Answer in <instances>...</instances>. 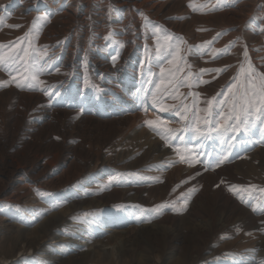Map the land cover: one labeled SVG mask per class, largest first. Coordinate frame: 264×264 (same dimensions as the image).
Returning <instances> with one entry per match:
<instances>
[{
    "label": "rangeland",
    "instance_id": "obj_1",
    "mask_svg": "<svg viewBox=\"0 0 264 264\" xmlns=\"http://www.w3.org/2000/svg\"><path fill=\"white\" fill-rule=\"evenodd\" d=\"M135 1L143 3L145 0ZM135 1L0 0V18H2L0 19V96L9 91L15 92V96L3 100L0 104V189L4 187L1 179L6 162L21 159L30 161L35 156H40L44 150L48 151L49 156L57 158L50 173L45 176L48 177L47 180H50V175L52 178L61 177L68 171L71 161H76V164L85 168L83 176L73 184H68V191L63 188V191L51 192L50 188H42L36 184L32 188L33 192H30V197L22 199L19 203L5 200L12 193L8 190L10 186H5L0 194V237L6 229L11 230L3 239L7 235L10 242H13L19 236V229L33 231L45 219L53 214H59L67 208L69 202L81 195L91 199L113 190L165 185L164 181L143 173L139 167L120 170L115 166L117 159L133 150L132 147L124 146L126 141L133 138L131 131L127 134L121 128L124 124L115 123V126L114 123L97 124L79 121L88 112L83 110L84 105L87 108L97 107L99 111L102 110L104 90H108L111 94L114 92L112 95L118 94L122 89L119 80L122 77H130V72L132 78H135L133 93L135 96L138 95L142 102L136 111L125 110L124 114L141 113L143 121L139 122L138 126L143 127L145 131L148 130L149 132H146L161 141L160 143L169 148L171 153H178L174 155H177L179 164L172 162V167L167 171H174L173 169L184 165L186 169L190 167L187 169L188 172L194 169L199 172V168H202L205 173L218 172V169L219 173H224L226 169L235 165V179L224 175L225 177L220 178L221 182H217L212 189L226 190L224 192L236 199V203L244 206L246 210L257 204L256 218L261 219L262 226L264 225V108L260 111L253 109V115L248 117L249 122L246 125L229 119L230 115H239L241 120L244 119L242 109L247 105L241 102V97L246 91L251 95L253 84L256 90L262 85L259 75H256L253 83L250 84L247 72L241 73L240 69L241 66L247 69L250 63L257 74H264V0H146L158 4L156 11L164 6L163 12H157V16H154L156 11L148 12L147 9H140L134 4ZM250 1L253 11L247 4ZM247 5L249 7H246ZM242 10H245L242 14L245 18L247 13L250 16L235 23L224 22L227 14L241 19L242 15L237 17L239 14L237 12ZM86 11L89 14L88 20L82 21L81 15ZM65 12L68 17L64 16ZM99 14L101 18L107 20L105 35L97 28L104 23L97 21ZM56 17L62 18L65 22ZM134 21H137L136 25ZM122 28L133 33L132 39L126 41L127 45L123 44L120 36L125 32V30L121 31ZM69 48L76 52L77 57L79 56L77 66L71 64L72 61L66 54ZM24 49H27L28 55L21 60ZM94 49L98 50L96 57L100 54L99 59L105 61L107 59L109 63V69L103 76L93 71ZM33 76L37 79H32ZM37 80L42 83H38ZM17 83L21 87H17ZM233 84L235 87L229 92L228 88ZM75 86L81 88L85 94L83 96L88 98L81 97V94L73 96L70 93L64 94V89L72 91ZM34 94L39 95L43 102L32 108L17 106L19 95ZM209 100L212 101L211 107L208 104ZM257 103H259L258 99ZM162 108H166L167 111H162ZM178 110L180 115L176 114ZM63 111L71 115L66 116ZM100 114L97 111L94 117L89 114L86 116L104 121L103 115ZM144 116L147 118L145 119ZM158 118L165 123L152 128L145 124L147 120L156 121ZM218 124L223 127H218ZM169 129L172 130L171 133ZM68 148L75 153H70ZM87 152L100 154L103 159L107 156L111 157L112 166L104 164L102 160L100 166L94 169L97 161L88 160ZM220 160H224V163L216 166ZM250 162L252 168L247 165ZM237 165H239L238 171H236ZM99 167L102 171H109L105 180L97 179ZM224 168L226 169L223 171ZM187 171L184 173H188ZM195 171L189 175L191 179L186 177L182 182L175 184L176 186L174 184L171 187L165 186L169 196L162 203L167 204L168 207L162 209L160 214L151 211L158 204L149 206L141 202L128 203L124 200L105 208L81 209L75 217L81 221L77 222L78 227L81 228L82 223L91 224L92 220L101 214L104 217L118 213L124 218L127 211H133L131 217L136 221V226L161 220L166 210L176 215H184L193 201L206 190L204 182L195 184L193 181L191 175L195 176L197 174ZM91 178L98 181L95 189L85 186V181ZM79 187H82L81 194L78 191ZM229 188L233 190L229 191ZM190 189L195 191L189 193ZM128 195L131 196L132 193ZM262 226H259L260 230L256 231L257 234L248 232L244 222L240 224L234 222L232 225L234 231L231 228L223 232L218 229L212 238L214 240L211 241L212 245L214 244L213 248L218 247V243L232 241L237 230L236 236L247 239L242 241L245 242L243 243L245 249L241 248V251L240 242L235 246V250H221L218 255H210L207 260H201L196 264H226L244 257L243 254L253 251L255 245L252 244L257 242V235L261 234L260 236L264 237V226ZM64 230L62 228L57 230L59 232L56 234V239L48 240L40 249L56 247V242L60 240L59 236L63 235V232L67 234ZM65 236L64 239L70 237V235ZM80 240L82 242L80 248L86 251L88 239L83 240L80 237ZM42 250L25 254V261L22 262L19 261L22 256L20 255L8 264H44L49 256ZM103 255L106 260L118 259V254L114 256L112 253H103Z\"/></svg>",
    "mask_w": 264,
    "mask_h": 264
},
{
    "label": "bare ground",
    "instance_id": "obj_2",
    "mask_svg": "<svg viewBox=\"0 0 264 264\" xmlns=\"http://www.w3.org/2000/svg\"><path fill=\"white\" fill-rule=\"evenodd\" d=\"M145 1H143V3H138L135 1L134 4L137 5L140 9H147L148 12L156 11V7L158 6L157 3H153V2L150 3L149 1L146 2ZM247 4L250 6L251 11H253L252 2L250 1ZM125 5L127 6V4ZM248 5L246 7H249ZM163 7L164 6H161L154 13V16H157V12L158 13L161 12ZM170 9L172 8L170 7ZM244 11L242 10L237 12L239 13L237 17L244 14ZM87 15L89 14L86 11L83 15H81V20L82 21L86 20ZM101 15H103V13H101ZM64 16L68 17L66 12ZM244 16L245 15H242L240 17L241 19L239 18L237 19L236 17H234V15L227 14V16L224 19V22L235 23L241 20L243 21L250 15L247 13L246 18ZM71 17L73 16L71 15ZM60 19L63 21L62 18ZM60 19L58 18V20ZM96 19L97 21L100 20V22H104L102 25H100V27L97 28H99L98 29L99 31L102 30V32L104 33L103 35H105L107 30L106 28L108 26L107 24H105V21H107L106 18H101L99 14ZM64 22L65 21H63V23ZM134 22L136 25L137 21ZM125 29L122 28L121 31ZM132 34H133L132 32H128L126 30L125 32H122L121 35L119 32V35L122 36L121 39L123 40V44L125 43V45H127L126 41H128V39H132L131 38ZM125 48L127 49V47ZM97 49L96 50L94 49L93 51L94 53L93 56L95 58L93 59L92 62V68L94 72L103 76L109 69V63L107 59L106 61L103 59H99L100 54H98L97 56L98 58L96 57L97 54L96 51H98ZM66 54H68V57H70L72 61L71 64L77 66L79 56L78 57L76 56V52L71 51V49L69 48ZM132 65L133 64H131V66ZM119 71L121 70L119 69ZM78 73L80 74L81 72L79 71ZM130 73H131L130 77L129 76L125 78L122 77V79L119 80L120 86L122 87L121 89L122 92L118 91V94H121L122 97L118 94L112 95L114 92L111 94V92H109L108 90H104L103 92L104 101L102 103V110L105 113L102 112V110L99 111L98 109H96L97 107L87 108L86 105L83 106L81 104L83 106V110H88L86 114L92 115L94 117L98 111V113H101L103 115L102 117H104L103 119L104 121L86 116V114L84 115L83 119L81 120L78 119V120L81 122L83 121L85 123L86 122L88 123V121H90V123H97V124L114 123L115 126H116L115 123L124 124V126H122L121 128H123L127 134L128 131H131L133 138L130 140L127 139L128 141H126L125 144L124 143L123 144L125 147L126 146L132 147L133 150L131 149L132 152L128 150L129 152L126 155H124L122 158L120 157L117 160L115 159L116 160L115 166H117L118 169L120 170H129L139 167L143 170V173L145 172V174L146 173L151 174L155 177V179H160L164 181L165 185L158 186V184L156 185L154 183L156 186L154 187L152 186L149 188L145 187L138 189L137 187L136 188L134 187L135 189L133 190L131 189L130 190L123 189L122 191L113 190V192H109L107 194H101V195L99 194V196H96L95 198H91V199L90 197L81 195L80 197L75 198L71 202H69L67 208L63 209L62 212H60L59 214H53L52 216L45 219L44 222L41 223L33 231L26 229L25 230L19 229L18 232L19 236L13 242H10V238L7 237V235L6 238L3 239L4 235L8 233L9 230H11V229H6V231L3 232V236L0 237V264H8L9 262H12L20 255L22 256L21 258H19V261L20 262L25 261L24 260L25 254L32 251L33 253L39 252L42 249H43L42 251H45V253L48 254L49 256L48 261L44 264H192V263L196 264L198 262H201V260L202 261L207 260L208 256L210 257V255L217 254L221 250L230 251L234 249L235 246L238 245V243L240 242H241L240 249L245 247L243 245V243L245 242L242 243V241H246L247 239L246 238L243 239L242 236L241 237L236 236L237 235L236 234L237 230H236L234 232L233 235L234 239L232 241H226L222 244L218 243L217 244L218 247L213 248L214 244L212 245L211 241L214 240L212 238L216 234L218 229H220L221 232L225 231V229L227 228L229 229L231 228L234 231V228L232 227L234 222H238L239 224L244 222V224H246L247 226L246 228L248 229L247 230L248 232L257 234L256 231L260 230L259 226H262V220L256 218V216L258 215V210L256 208L257 204L253 208L246 210L244 206H240L238 203H236L235 201L236 199L234 200L232 197H230V195H228V193L226 194L224 192L226 190H223L222 188H219L218 190L212 189V186L216 185L217 182L220 181L221 177L229 176L230 178L235 179L236 176V174H234L235 165L233 168L231 166L228 169L226 168L222 169L223 171L226 169L224 173L223 172L219 173V169L217 170L218 172L213 171L214 173H205V171L202 168H199V172L195 171L194 169V171L197 174H195V176L191 175L193 176V181L195 182V184L196 182L198 183L204 182L203 185L205 184L204 186H206V190L202 191L201 195L197 199H195V201H193V203L189 206L187 212L185 211L186 213L184 215H176L174 213H171V211L166 210L161 220L151 224L136 226L135 225L136 221L131 217L133 211L132 212L127 211L125 215L126 218L125 217L123 218V216L119 215L118 213L115 215L112 214L104 217H102L101 214L98 215L95 219H93L91 224L85 225L86 223L85 224L82 223V225L80 224L81 228L78 227L79 224H77V222L79 220H77V218L75 217L77 214L80 213L81 209L89 210V208H96V209L105 208V207H109L112 204L123 202L124 200H127L128 203L141 202V204L144 203V205L146 204L149 206L160 204L162 203V201H165L167 196H169V194L165 189V186L171 187L173 184L175 185L177 183L182 182L183 179L186 177H189V179H191L189 175L194 173V171L188 172L187 169H189L190 167L187 166L188 168L186 169L184 165H183L184 167L178 166L176 169H173L174 171H169V170L167 171L168 168L172 167L173 163L176 162V164H179L177 158L178 153L176 152L171 153L169 148L167 149L165 146H163L162 143H160L161 141L159 142V140H157L155 137L150 135V133H147L146 131L148 130L145 131L143 127H141L140 125L138 126V123L143 121V118L141 117V113L138 112L139 114L138 113L136 114L135 112V114H128L129 113L128 112L127 114H124L125 110L133 111L135 109L136 111V109L139 108V105H141L140 102H142L137 97L138 95L135 96V94L133 93L134 91L132 87L134 85L133 83L135 82V78H132V72ZM136 74L138 75V72ZM76 79L79 82V78L77 77ZM78 86H80L79 83ZM56 90L58 91V89ZM63 92L65 95H68L70 93L72 96L76 94H81V97L85 96V94L83 93L84 91L81 88H77V87L74 88L72 91H69L66 88L63 90ZM13 95L15 96L14 91H9L4 95H1L0 104L5 99L9 100V98ZM18 97L19 100L17 99L18 100L17 106L19 107L21 106V107L32 108L34 105L36 106L39 103L43 102L42 98L39 95H35V94L19 95ZM80 100L82 101V98ZM80 100L78 99L77 101L79 105H80ZM63 114L66 116L71 115L67 111H63ZM144 118L146 119L147 117L144 116ZM68 149L70 150V153H75L74 150L71 151L72 150L71 148ZM174 154L177 155L175 156ZM86 158L88 160L96 159L95 161H97V165H95L96 167L94 169L100 166V162L102 160L104 161V164L108 166L110 165L112 166L111 163L113 159L109 156L103 159V157L100 156V154H93L91 152H87ZM56 160H57L56 157L49 156L48 151L44 150L43 152L40 153V156H35L33 159H30V161H24L21 159L15 162L14 161L6 162L4 165V171L1 179L2 183L4 184V187L0 189V194L2 193L1 190H4L6 188L5 186L9 185L10 188L8 190L12 191V193L8 198L6 197L5 200H7V202L15 201L19 203L22 201V199L30 197V192L32 191V188L35 187L36 184H38L39 187L42 188L43 187L50 188L51 192L53 191L60 192L63 191L64 189H67L68 184L69 185L70 183L73 184L74 182H76L78 178L83 176V174L85 173L84 170L85 168L82 165L76 164V161H71L68 166V171H66L61 177L57 176L52 178V176L50 175L49 177L50 180H47L48 177L45 178V176L46 174L50 173L49 171L51 170ZM247 165H249V167L252 168L251 167L252 162H250ZM238 170H239V165L236 166V171ZM97 171H98L97 176H99V178L97 179H101L102 181V179L104 178L105 180L109 171L107 172L104 170L102 171L100 167ZM185 171H187L188 173H184ZM226 173L228 175H226ZM97 183L98 181L95 178L94 179L91 178L85 181V186L87 185L91 187V189H95V184L96 186H98ZM78 189H79L78 190L79 194H81L82 187H79ZM130 192L132 193L131 196L128 195ZM73 195L74 193H72L71 196ZM69 199L71 198L69 197ZM60 228H62L63 230L65 229L64 231H66L67 234L63 232L64 236L70 235V237L68 239H64V236L61 235L59 236L60 240L56 242L57 244L56 247H43L42 249H40L41 246L45 244V242H47L48 240L56 239V234L59 232V231L57 232V230H59ZM260 235L261 234L257 235L258 238L257 242L255 241L254 244H252L255 245L253 246L254 248H252L253 251L250 250L248 254L246 255L243 254L244 257H241L235 262L230 263L232 261L231 260L229 261V263L226 264H264V237H261ZM80 237L83 240L88 239V241L86 242L88 249L87 250L85 249L86 251H82V249L80 248L82 247V245H80L81 242ZM254 237H256V235ZM200 240H202L201 244L199 242ZM250 243L253 242L250 241ZM250 245L251 244H249V247ZM103 253H112V255L114 256L118 254V259L106 260Z\"/></svg>",
    "mask_w": 264,
    "mask_h": 264
},
{
    "label": "snow or ice",
    "instance_id": "obj_3",
    "mask_svg": "<svg viewBox=\"0 0 264 264\" xmlns=\"http://www.w3.org/2000/svg\"><path fill=\"white\" fill-rule=\"evenodd\" d=\"M0 19H2V18H0ZM121 47H123V45H121ZM27 55H28L27 49H24V56L20 57V59L24 60V58L27 57ZM245 58L247 59V52H245ZM25 68L27 69V62L26 61H25ZM162 71H163V69H162ZM201 71L203 72V71H206V70H201ZM217 71H219V70H217ZM240 71H241V73H244L245 71L247 72V75L249 77V81L248 82L250 84L253 83V80H254L256 75L260 76V79H261V82H262L261 88L259 90H256L255 85L253 84L251 95H249V93L246 91L244 93V95L241 97V102L244 105H247L246 107H244L242 109V114L244 116V119L241 120L239 115H230L229 116V119H232V120H235V121H239L240 124H245L246 125L249 122L248 121V117L253 115V109L255 111H260L261 108H264V74H257L255 69L252 67V65L250 63L248 65L247 69H245L243 66H241ZM32 79H37V77L33 76ZM237 79H238V77H237ZM37 82L38 83H42V81H38V80H37ZM17 87H21V85L19 83H17ZM233 87H235V84H233L231 87H229L228 91L231 92ZM234 99H235V96H234ZM257 99L259 100V103H257ZM208 104L211 107L212 101L209 100ZM161 110L162 111H167L166 108H162ZM176 114L180 115L179 110L177 111ZM164 123H165V121H163V120H161L159 118L156 121H153V120L145 121V124L147 126H149L150 128H152L154 126L163 125ZM206 123H208V121H206ZM218 127H223V125H219L218 124ZM168 131L170 133L172 132L171 129H169ZM198 131H199V129H198ZM173 135H175V134L173 133ZM189 163H191V161H189ZM222 163H224V160L218 161L216 166H219V164H222ZM233 187H235V186H233ZM232 190H233L232 188H229V191H232ZM194 191H195V189H190L189 193H192ZM185 203H187V198H185ZM165 207H168V205L164 204V203L158 204L151 211L154 212V213L160 214L161 210L164 209Z\"/></svg>",
    "mask_w": 264,
    "mask_h": 264
}]
</instances>
